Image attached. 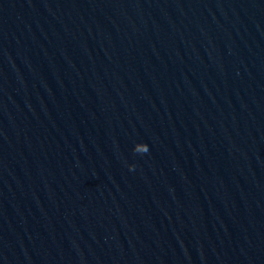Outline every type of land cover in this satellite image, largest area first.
Here are the masks:
<instances>
[{"label": "water", "instance_id": "95a60500", "mask_svg": "<svg viewBox=\"0 0 264 264\" xmlns=\"http://www.w3.org/2000/svg\"><path fill=\"white\" fill-rule=\"evenodd\" d=\"M0 264H264V0H0Z\"/></svg>", "mask_w": 264, "mask_h": 264}]
</instances>
